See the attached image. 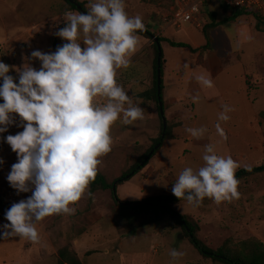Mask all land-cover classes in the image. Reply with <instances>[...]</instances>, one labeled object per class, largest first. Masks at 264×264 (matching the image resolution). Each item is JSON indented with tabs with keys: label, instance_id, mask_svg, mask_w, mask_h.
<instances>
[{
	"label": "rangeland",
	"instance_id": "obj_1",
	"mask_svg": "<svg viewBox=\"0 0 264 264\" xmlns=\"http://www.w3.org/2000/svg\"><path fill=\"white\" fill-rule=\"evenodd\" d=\"M80 1H84L86 7L90 3V0ZM217 5V2L208 5L206 13ZM222 8L223 12L218 13L220 21H217L218 25L212 30L211 44L207 49L201 46L197 48V52L192 53L187 48L173 46L169 40L186 42L191 46L205 45L208 39L203 32L204 26L199 29L188 22L182 29L166 27L163 15L168 11V0H126V10L130 16H141L146 28L156 36L160 35L165 39L169 36L168 40L161 42L165 59L162 71L165 99L168 98V83L173 81L171 91L177 101L182 103H165V109H168L165 110V116L169 125V138L163 141L142 170L117 186V194L121 200L138 201L156 194H173V184L185 167L198 169L203 166L204 146L209 143L215 145L218 154L231 155L238 161L240 168L237 171L264 165V115H261L264 112V22L259 20L258 27V18L250 14L233 19L235 11L225 6ZM69 10L79 11L71 9L66 0H0V60L11 66L9 74L16 78L17 83L19 73L17 70L13 71L14 59L23 67L28 64L39 70L41 61L31 57V52L40 50L52 53L67 42L55 33L59 30V25L65 22L63 16ZM209 19L208 13L203 23ZM29 31L33 33V37L25 39V33ZM138 35L139 50L132 57L131 66L118 71L122 75H118L117 79L133 103H138L143 108L144 120L126 126L118 120L112 127V136L117 137L121 147L116 148L113 144L112 151L102 158L100 171L114 184L117 178L148 151L161 133L162 121L156 105L138 98L140 93L153 88L156 60L153 39ZM13 38H19L20 41L9 51ZM208 57L207 62L205 60ZM213 57L219 58V61L213 62ZM185 64L188 65L187 69ZM211 72L218 74L214 80L217 87L213 90L201 87L195 78L191 80L192 74ZM240 74L249 76L246 79ZM194 96H199L198 102L193 101ZM0 102H3L2 99ZM224 104L233 109L229 113L230 120L221 122L227 133V140L222 139L215 129L218 114L223 110ZM15 119L16 124L9 126L0 135L6 138L7 135L23 131L22 126H17L20 125L18 114ZM201 126L208 129L202 139L193 138L186 131L188 127ZM0 158L4 161L0 164V225H3L8 223L5 219L6 211L13 203L27 199L31 192H18L7 180L11 166L17 162V155L6 139L0 141ZM253 186L262 189L263 221L258 227V233L264 235V171L240 179L239 187L246 189V197L239 211L245 219L244 225L249 226L251 222L246 216L252 207ZM92 194L73 205L77 209L74 215H51L37 222L36 227L43 237V244L19 237L0 238V264H58L56 251L64 244L71 247V241L77 237L80 241L85 240L84 244L77 247L81 253L92 250L88 256L82 254L86 264H119L121 254L133 250L148 252L155 235L158 240L162 238L166 247L157 258H153L155 262L160 259L184 263L193 261L197 264L194 260L198 250L180 227L172 229L166 219L127 233L117 214L111 190H98ZM174 207L199 223L200 237L214 249L227 238H231L236 245L242 240L229 236L222 230L223 225L228 227L227 223L222 224L220 220L224 207L227 208L223 202L216 204L205 198L199 206L181 201ZM212 210L217 213V219L213 221L218 223L215 229L210 219L214 216ZM238 233L242 235L243 232ZM141 234L140 239L134 237ZM83 236L88 237L81 240ZM245 236L247 238V234ZM173 247L183 251L185 255L174 260L169 255ZM106 249L111 252L108 259L104 256ZM207 262L210 263L211 259Z\"/></svg>",
	"mask_w": 264,
	"mask_h": 264
},
{
	"label": "clouds",
	"instance_id": "obj_2",
	"mask_svg": "<svg viewBox=\"0 0 264 264\" xmlns=\"http://www.w3.org/2000/svg\"><path fill=\"white\" fill-rule=\"evenodd\" d=\"M63 18L66 26L55 35L67 42L52 53L31 52L41 61L39 70L28 64L17 69V83L9 74L11 66L0 60V134L16 124L17 114V126L23 127L15 135H0L17 155L7 180L18 192H31L6 211L8 223L0 225L3 239L19 237L43 244L37 222L51 215H74L73 205L93 195L90 185L102 158L112 151L113 125L118 120L132 125L144 119L143 108L133 103L117 79L118 71L129 68L139 50L138 32L146 30L142 17L128 14L126 0H90L86 13L69 10ZM195 79L203 88L214 87L207 74ZM192 99L198 102L199 96ZM231 111L224 104L215 124L224 140L228 137L221 122L230 120ZM186 131L202 139L208 129ZM202 160L198 169L185 167L179 173L172 193L194 206L205 198L216 204L239 199V162L218 154L212 143L204 146ZM169 255L178 260L185 253L171 249Z\"/></svg>",
	"mask_w": 264,
	"mask_h": 264
},
{
	"label": "trees",
	"instance_id": "obj_3",
	"mask_svg": "<svg viewBox=\"0 0 264 264\" xmlns=\"http://www.w3.org/2000/svg\"><path fill=\"white\" fill-rule=\"evenodd\" d=\"M76 3H79L84 13L87 12V7L84 1L75 0ZM71 9L80 10L76 4L71 3L70 0H66ZM211 19L207 21L204 25L203 32L208 39V43L203 45L201 48L207 49V47L212 42V30L216 28L218 22L216 20V14L208 11ZM246 14L242 10H237L233 14V19ZM66 26V22H63L59 25V28ZM257 26L260 27L259 20L257 21ZM138 34L145 36L146 38L152 39L155 35L149 28H146L145 31H140ZM160 43L165 39L162 36H158ZM173 46L184 47L189 49L190 52H197V48H193L190 44L182 41L169 40ZM156 50V60L154 63V84L153 88L149 91H144L138 95V98L142 100L146 99L153 102L158 110L159 117L161 119V133L154 139L152 146L145 152L136 163L125 173H123L119 178L116 179V183H110L103 172L99 170L95 181L90 185V191L94 193L98 190L110 189L112 197L116 203L117 214L119 219L123 223V229L125 232H133L138 228L157 223L162 220H168L173 228H181L184 235L189 238L191 243L195 246L198 252L207 259H211L216 264H264V241L256 236H251L244 238L239 241V244H234L231 238H227L218 248L214 249L210 247L205 241L200 237V225L192 217L187 214L180 213L176 210L174 205L181 201L174 194H156L150 197L143 198L141 201L145 203H130L123 204L122 202H129L121 200L117 194V186L128 181L135 173L142 170L150 158L157 153L161 147L163 141L169 138V125L166 126L164 131L163 117L160 111V101L163 103V110L165 113V101L163 97V74H162V92L161 99L158 97V45L155 40L152 42ZM165 63L164 55L162 53V71L163 65ZM261 115H264V112H261ZM166 117V116H165ZM163 133H165L163 137ZM158 147L156 148V146ZM151 150L154 152L149 156ZM149 156V157H148ZM264 171V165L255 166L251 168H244L236 172L237 178L240 180L244 176L249 174H255L258 172ZM139 201V200H138ZM135 202V201H131ZM233 243V245H232ZM57 260L58 264H84L79 258L77 252L68 245L62 246L57 251Z\"/></svg>",
	"mask_w": 264,
	"mask_h": 264
},
{
	"label": "crops",
	"instance_id": "obj_4",
	"mask_svg": "<svg viewBox=\"0 0 264 264\" xmlns=\"http://www.w3.org/2000/svg\"><path fill=\"white\" fill-rule=\"evenodd\" d=\"M222 7L223 6L218 3V5L215 6V8L210 11V12L213 11V13H215L217 15V21H220L218 13L223 12V8ZM204 13H205L204 15L206 17V15H207L206 11ZM238 18H240V17H237L236 19H238ZM166 29L167 28H164V30H166ZM32 37H33V33L31 31L25 33V37H24L25 39H31ZM167 37H168L167 39H169V36H167ZM19 41H20L19 38H17V39L13 38L12 41H11L12 45H10L8 50L9 49L13 50V49H11V47H15L18 44ZM203 45L204 44H197L195 46L192 45V47L193 48H199V47H201ZM205 61L208 62L209 61V57L206 58ZM218 61H219V58L213 57V62L216 63ZM13 65H14V69H13L14 72L17 69H22L23 68V66H21V65L16 63L15 59L13 60ZM118 75H122V74H118ZM195 75H197V74H192L191 75V80H193L195 78ZM207 75L214 82V87L212 88V90H213V89H215V87H217V85L215 84L214 80H215V78H216V76L218 74H213V72H211V74H207ZM240 75L241 76L243 75L246 79H247V76H249L247 74H240ZM253 78H254V75H253ZM194 80H196V79H194ZM172 83H173V81H170L168 83V89H167V97L168 98L167 99H165V92H164V88H163L164 101H165V103L170 102L172 104L182 103V102H178L177 98L173 95V93L171 91V86L173 85ZM163 86H164V84H163ZM248 88H250V87L248 86ZM206 89L209 90V88H206ZM210 91H211V89H210ZM190 96H192V95H190ZM166 111H168L167 107H166ZM116 139H117V137L114 138V140H116ZM114 146H117L116 148H120L121 147V143L118 140H116V142H114ZM238 190L241 193V196H240L239 199L234 200L232 202H223V204L225 203L227 208L224 207V210L222 211V215H221L220 220L222 221L221 222L222 224L223 223H227L228 227L223 225L222 226V230L224 232H226L229 236H233L235 238L244 239V238H246L245 235L247 234V237L256 236V237H258V238H260L261 240L264 241V235L263 234L260 235L258 233V227L261 226L262 221H263V219H262L263 208H262V199H261V190L262 189H256V187L253 186V190L251 191V193H253V195H252V198H253L252 199V207L249 208V209H251V211L249 212L248 216H246V217L249 218L251 223L247 227L244 225L245 224V219L242 218L243 216L240 214V211H241L240 208L244 205V201H245V197H246V194H245L246 189H244L243 187H239ZM141 199H143V198H140V200ZM212 212H213L214 216H211L210 219L212 221L211 222V224L213 225L212 227H214V229H215V228H217L218 223L217 222H213V221H215L217 219V213L214 210H212ZM172 229H177V228H172ZM240 230L243 232L242 235L240 233H238V232H241ZM166 233H170V232H166ZM140 236H142V234L141 235H137V236L135 235L134 237H136L138 239ZM85 237H88V236H83L81 240H83V238H85ZM77 238H75L74 240L71 241L72 242L71 249H74L77 252L79 258L82 260V262L84 264H86V262L84 261V259L82 257L83 256L82 254H86V256H88L89 253L92 252V250L88 249L87 251L81 253V251L77 247L80 246V244H82V243L84 244L85 240L84 241H80ZM173 243L176 244L174 241H173ZM63 246H65V244ZM174 248L175 247H173V249ZM165 250H166V247L164 246L162 238L158 240V238L155 235L154 240L153 241L151 240V242H150V248H149L148 252L144 253V252H141L139 250H133V251L128 252L127 254H123V255L121 254L120 255L119 264H194L193 261H187V262L184 263V262H180V261L177 262V261H171V260H168V261L164 260L163 261V260H160V259L157 262H155L153 260V258H157L160 255V253L165 251ZM57 251H56V253H57ZM110 254H111L110 250L106 249L105 252H104V256L106 257V259H108V256ZM207 260H208L207 258H204L198 252V254L196 256V259L194 261L197 262V264H215L212 260H211L210 263H208Z\"/></svg>",
	"mask_w": 264,
	"mask_h": 264
},
{
	"label": "built area",
	"instance_id": "obj_5",
	"mask_svg": "<svg viewBox=\"0 0 264 264\" xmlns=\"http://www.w3.org/2000/svg\"><path fill=\"white\" fill-rule=\"evenodd\" d=\"M215 2L234 11L242 10L264 22V0H168V11L163 15V23L166 27L182 29L185 23L191 22L196 28L202 29L206 23H203L204 12L208 5Z\"/></svg>",
	"mask_w": 264,
	"mask_h": 264
},
{
	"label": "water",
	"instance_id": "obj_6",
	"mask_svg": "<svg viewBox=\"0 0 264 264\" xmlns=\"http://www.w3.org/2000/svg\"><path fill=\"white\" fill-rule=\"evenodd\" d=\"M71 3H74L77 5V7L82 10L83 12H85L82 8V6L79 4V3H76L75 0H70ZM153 40H155L157 42V45H158V59H157V62H158V67H157V72H158V75H157V78H158V97L159 99H161V92H162V48H161V43L158 39V36L154 35ZM160 111H161V114H162V117H163V124H164V131L166 129V126H167V119L165 117V113H164V110H163V103L160 101ZM165 133H163V137H164ZM158 146H156L157 148ZM154 152V150H151L149 156ZM148 156V157H149ZM123 204H130V203H145L144 201H135V202H122Z\"/></svg>",
	"mask_w": 264,
	"mask_h": 264
}]
</instances>
